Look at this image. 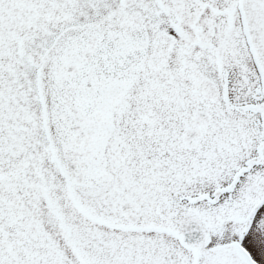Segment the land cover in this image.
<instances>
[{
    "label": "snow or ice",
    "instance_id": "6c2138e0",
    "mask_svg": "<svg viewBox=\"0 0 264 264\" xmlns=\"http://www.w3.org/2000/svg\"><path fill=\"white\" fill-rule=\"evenodd\" d=\"M0 264H264V0H0Z\"/></svg>",
    "mask_w": 264,
    "mask_h": 264
}]
</instances>
